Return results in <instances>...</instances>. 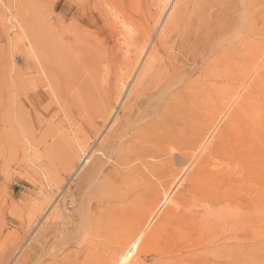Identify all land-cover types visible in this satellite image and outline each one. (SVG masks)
Returning <instances> with one entry per match:
<instances>
[{"label": "rangeland", "instance_id": "rangeland-1", "mask_svg": "<svg viewBox=\"0 0 264 264\" xmlns=\"http://www.w3.org/2000/svg\"><path fill=\"white\" fill-rule=\"evenodd\" d=\"M186 1L0 0V264H100L96 251L112 241H120L117 237L118 241L115 240V234L114 237L110 234L121 228L131 229L137 220L132 201L139 194H130L136 192L142 182L147 186L173 185L184 175L172 199L180 198L181 209L185 211L204 214L210 201L203 195L182 200L184 183L198 158L191 150L195 146H191L192 142L180 130L184 128L188 133L196 129L197 121L209 114L208 111L212 113L214 124L226 114V120L217 123V134H242L244 140H257L256 145L249 146L238 140L226 146L232 157L221 161V169L234 172L237 180L230 193L214 200V215L204 227L196 224L192 226L196 229H191L174 222L160 237L132 246L135 255L133 253L129 264H264V56L259 54H264V33L260 37L262 47L253 46L252 41V44L243 42L232 48L240 49L239 54L244 57L250 59L255 55L261 60L253 68L247 67L249 75L256 69L250 81L244 84L240 78L224 77L223 67L217 65L231 59L220 56L229 47L224 44L223 50L212 53V43L206 47L202 44L203 34L208 33L207 23L212 22V11L222 10L225 14H220L222 19L232 16L233 20L237 17L238 20L242 0L228 1V9H232L229 12L224 0ZM243 1H247L244 3L246 18L258 22L264 32V0ZM177 5L186 11L184 20L168 30L170 33L167 32L161 44L162 27ZM235 33V30L229 31L226 35ZM196 36H199L198 41ZM154 48L159 50L156 52L158 65L164 68L157 66L161 72L156 71L149 81L151 88L164 83L165 79L167 83H174L173 77L165 71L177 59L175 64L199 67L194 79L201 85L185 91L178 88L182 93L173 105L179 107L184 118L175 127L158 130L168 139L173 137L164 144L169 158L173 159L169 162L165 156L137 161L143 169L145 164L146 167L151 165L150 169L146 168L147 172L135 160L121 161L126 174L122 178L126 181H120L115 187L117 178L113 174L118 165L104 155L108 150L104 141L121 115V108L148 53ZM113 54L117 58L114 64L107 59L114 57ZM201 57L205 58L200 61ZM129 63L135 66L128 68ZM155 77H159V81ZM246 84L242 90L241 85ZM118 93H121L120 99L116 100ZM168 93V98H172L175 92L169 90ZM245 95L247 110L241 108L244 110L238 114L239 99ZM160 100L163 98L156 99L155 106L163 103ZM106 111H109L107 115ZM192 114L200 116L196 120L189 117ZM217 134L212 137L216 139ZM130 136L132 134L126 135L125 151L130 149ZM176 146L185 148L181 151L183 154L176 151ZM165 167V173L158 171ZM186 167L190 169L187 171ZM125 168L130 171L129 176ZM257 179L258 187L245 184L247 180ZM208 183L201 179L196 185L206 189ZM216 185L212 179V188ZM113 199L111 205L109 202ZM85 231L92 234L82 243ZM194 239L199 243L192 245ZM114 247L117 246H112V250Z\"/></svg>", "mask_w": 264, "mask_h": 264}, {"label": "bare ground", "instance_id": "bare-ground-1", "mask_svg": "<svg viewBox=\"0 0 264 264\" xmlns=\"http://www.w3.org/2000/svg\"><path fill=\"white\" fill-rule=\"evenodd\" d=\"M188 1H190V0H187L186 2H188ZM224 1H225V4H226V6H225L226 10H227V12H229L232 9H228V7L230 8V6H227V5H229L230 2L228 4H227V2L231 1V0H224ZM178 2H179V4L182 3L180 1H178ZM201 2H203V1H201ZM219 3L222 4L223 2L220 1ZM244 3H245V1L242 0L241 6H239L240 9H239V11L237 10L238 13H239V17H240L238 20H237L238 17L233 20L232 16L229 17V18H226V20L222 19L223 17L222 18L220 17V14L223 15L222 14V10H220L219 12L217 10H216L217 12L216 11L215 12L212 11V17L210 18V19H212L211 20L212 22H208L207 21L208 22L207 23L208 24L207 27H208L209 30H208V33L203 34L204 36H203L202 44H204L205 47H206V45L209 46L212 43V53L215 52V50L216 51L223 50L222 46L226 45L227 47H229L227 50H225L222 53V55L220 54V56H223V57H226V58L231 57V59H227V63L226 64H219V65H217V67H223V69L221 71L223 72L222 75L224 77L231 76V77H236L238 79L240 78L241 82H244V84H245L248 81H250L251 77L254 75V72L256 70V69H254V71H253V69H252L253 73H251L249 75L250 71L247 70V69L248 68H253V66H255V63H258V61L261 62V60H258V58L255 55H253V57L250 58V59H249V57H244L243 55L239 54L240 51H241L240 49L232 50V48H234L237 44H241L243 42H245L244 45L252 44V41H253V46L255 45L257 47H262L261 46L262 43L260 42V37H261V35H263L264 32H263V30L261 28L258 27V22L255 23L253 20H249L248 17L246 18L245 15L247 14V11L244 8V6H245ZM246 3H247V1H246ZM182 4H180V5H182ZM199 4L198 5L196 4V5L199 6V7L201 5V7H202V4H200V5ZM204 4H205V2H204ZM206 4H208L209 7H211L209 2H207ZM215 6H213V7H215ZM94 7H95V5H94ZM216 7H218V4H217ZM222 7H224V6H222ZM174 8H173L174 10L172 9L173 12L168 16V19H167L168 22L166 20L167 24L165 25V27L164 26L162 27L164 29H163V31H161L162 33L160 34V38L158 37L160 39V40L159 39L158 40L160 41L161 44L163 42H165V39H166L165 36L168 33H170V32H168V30L171 29V28H174L175 26H177L181 22V20H184L183 17L185 15L184 13H186V11L184 12V9L182 8V6L178 7V5H177ZM203 8H204V5H203ZM186 9H188V8H186ZM197 9H199V8L197 7ZM209 9H211V8H209ZM222 9H224V8H222ZM196 11L198 13V10H196ZM237 11L235 13H237ZM248 12H249V10H248ZM161 13H163V12H161ZM187 14H188V11H187ZM198 15H200V13H198ZM228 15H227V17H228ZM232 15H234V13ZM263 16L261 18H263ZM188 18H189V16H188ZM194 18H197V16L194 17ZM194 18H191V20L192 19L194 20ZM202 18H203V16H202ZM210 19H208V20H210ZM257 21H260V20H257ZM200 24H202V23L200 22ZM203 24L206 26V23L204 22V20H203ZM188 25H189V23H188ZM192 25H193V23H192ZM211 25H212V27H211ZM202 26H200V27L202 28ZM190 28H191V26H190ZM82 29H79V30H82ZM193 29H194V27H193ZM198 30H196V32H198ZM234 30L236 32L235 35H232V36L226 35L229 31L234 32ZM198 34H199V32L197 33V35ZM188 35H190V34H188ZM187 37L189 38V36H187ZM196 37H197V41H198L199 40V38H198L199 36H196ZM222 38H224V39H222ZM223 40H225V41H223ZM160 43H158V44L160 45ZM189 47H190V45H189ZM156 49L155 50L152 49L153 52H151L152 50L150 49L151 51H150V53H148L149 55H148L145 63L143 64L144 65L143 68L142 69L139 68V69H141V72L139 74V77H138L136 83H134V86H133V88L131 89V91H130V93L128 95L127 102L125 104H123L124 106L121 108V110H122L121 115L119 116V118L117 117L118 119L114 123L115 124L113 126L114 128L111 126L113 129L111 130V132L106 137L107 139L104 141V143L106 145L105 147L106 148L108 147V150L104 153V155L107 156L108 159H110V161L116 162L117 163L116 165H118V168H116L114 170V174H113V176L115 175L116 178H117L116 182H114V185H113L115 187H116L115 184H118L120 181H126V180H124L122 178V177L126 176V174L124 175V171H123L124 167L121 168L122 165H124L122 163L133 162L132 160H135V162H137V161H147L150 158L154 159V158L165 157V156L166 157L168 156L167 157V161H169V162L171 161L172 157L169 158L170 157V154H168L169 151L166 149L164 144L166 142L172 140L173 137L168 139L166 136L160 135L158 133V130L161 129V128H167V127L169 128V127H172V126L175 127L177 125V123L182 121V118H184L182 115H180L179 107H175L173 105L175 99H177L180 96V92L182 93L181 89L179 90L178 88H182V90L185 91V90L190 89V88H197L198 86L201 85L199 83L196 84V81L194 79L196 72L199 70V67H195L197 65V63L194 66L195 68H192V67L188 68V67H184L185 63L183 65H181L180 62L175 64V62L178 60L177 59V60H175L174 65H171L172 67H170L166 71L164 70L166 75H170V76L173 77L171 80L174 81V83L172 84V82H170V81L167 83L166 79H165V76L163 74V79H165L164 81L166 83L165 82L164 83H158L153 88H151L150 85H148L149 81L151 82V79H152V77H154V74L156 75V73H155L156 71H158V73L161 72V70L159 71V68H157V66L160 67V65H158V60H157V57H158L157 53H159L158 52L159 50L157 51ZM183 51H185V50L183 49ZM201 52H204V51L202 50ZM258 52H260V51L258 50ZM106 53H107V51H106ZM109 53H108V55H109ZM182 54L183 53H181V56H182ZM186 54H188V53H186ZM250 54H252V53H250ZM259 54L264 56V54L261 53V52ZM113 56H114V54H113ZM176 56H178V55H176ZM189 56H192V55H190V53H189ZM204 58L201 57L200 61L203 60ZM43 59L45 60V58H43ZM107 59H108V61L110 60L113 64L115 63V61H117L116 60L117 58H115V56L112 57V58H107ZM125 60H127V59H125ZM182 60H183V58H182ZM191 61H192V59H191ZM183 62H184V60H183ZM124 63L126 64L127 62H124ZM130 65L132 66V63H129L128 68H129ZM134 66H135V64H134ZM134 66H132V67H134ZM160 68H162V66ZM163 68H164V66H163ZM216 72H218V71H216ZM210 73H212V71ZM161 75H162V73H161ZM218 77H220V76L218 75ZM157 78H158V81H159V77H155L156 81H157ZM253 83L256 84V82H253ZM257 84H258V82H257ZM117 85H118V83H117ZM258 85H260V84H258ZM241 86H244V87L241 88L243 90L245 88V86H247V84L246 85H241ZM260 86H262V85H260ZM241 89H240V91H241ZM118 90L121 91V88L118 89ZM169 90L170 91L174 90V92H175L173 97L170 96L172 98H168V96H169L168 94H170V93H168ZM120 94L118 93L117 96H115L116 100L120 99ZM159 97H160V99L163 98V101L160 100L163 103H161V104L159 103L158 106L156 104V106H155L156 99L159 98ZM246 98H247V96L245 95L243 98L239 99V104H240L241 107H240V109L239 108L237 109V113L238 114H240L241 111L244 110V109H241V108H245V107L248 106V101H246ZM207 102H208V100H207ZM191 106H192V104H191ZM204 106H205V104H204ZM245 110H247V109L245 108ZM109 111H110V109H109ZM109 111H106V115L108 114ZM190 111H191V109H190ZM198 111H199V108H198ZM206 111H207V109H206ZM208 113L209 114H205V116L203 115V113H201L202 116H204V117L197 121V125L195 126L196 129L191 130L188 133L184 130V128L182 130H180V131H182V133H185L186 136L188 137V140H190V142H192L191 146H195V147L197 146L196 149H195V147H193L191 150L193 152H195V157L198 158L197 161L194 162V159H195L194 158L192 160V162H191V163L194 162L192 164V165H194V167H193V170L187 176L186 183H184L185 186H183V190H182V192H184V197H183V199L182 198L181 199L185 201V199L189 200L187 197H190V196L195 197L197 195H203L204 197H206L208 199V201H210V203L208 204L207 208L205 209V213L201 214L199 212L193 213V211H189V210L185 211V210L181 209V202H179V200H178L180 198H176L175 197L174 199H172V195H173V193L175 191H177L178 187L181 184V181H182V178H183L184 175L179 177L175 181V183L173 185L166 184V185H161L159 187L156 186V185H153V186L152 185L151 186L148 185L147 186V185L144 184V182H142L143 180L140 179L141 182H142L141 183L142 185L140 184L139 189L136 192H132V194H130V195L139 194L138 197L134 196L135 199L133 198L134 201H132V203L134 205L133 208L136 210L135 213H136V219L137 220L136 221L134 220L135 223H134V225L132 226L131 229L122 230V228H121V230L117 229L118 231L112 232L113 235H112V233L110 234L111 237L112 236L114 237V234H115V240L120 238L119 239L120 241L117 240L118 242H116V241L113 242L110 239L112 241L110 243V245L105 246V247H101L100 249H98V251H96L97 252L96 254L99 255L98 257L101 260L100 264H129V260L132 259L131 256L134 253L132 251V249H131L132 246H136V244H139V243H143V244L148 243L152 238L154 239L155 236L156 237H158V236L160 237V235H162V231H164V230L166 231L168 228L172 227L174 222L177 223L178 225H180V227L188 226V228L191 227V229L195 228L196 226L195 227H192V226H194L196 224L202 225L204 227L208 223V219L212 218V216L214 215L215 205H216V204H213L214 200L217 199L218 197H220V195L224 197L225 195H227L228 193L231 192V187H232L234 181L237 180L236 176H235V174H232L234 172L231 173V172H227V171H224V170L221 169V166H222L221 165V161L228 160V159H230L232 157L231 154H230L231 151L226 149V146L229 145V144L237 143L238 140H240L242 144H244L246 142V143H249V146H255L257 140H252V141L251 140H244L243 139L244 137L242 136V134H238V135L237 134L236 135H232L231 134L230 135V134L224 133V132H222V133L219 132L217 134L218 130L215 132V130H216L217 126H218L217 123L220 120H223V119L226 120V114H223L217 121L215 120V124H214L212 122V113H211V111H208ZM220 114H222V113H220ZM200 115H197V114L193 115L192 114V115H189V117L196 118V120H197V116H200ZM233 116H234V114H233ZM106 119H107V117H106ZM191 120H193V119H191ZM231 121H233V120H231ZM142 124H144V125L141 126ZM214 132L217 134L216 135L217 137L215 136L216 139H214L212 137L215 134ZM128 134H130V135L132 134V136L129 137V138H131V140H129L131 142V145H129L130 149L125 151V148H126L125 144L128 142V141L126 142V140H127L126 139V135H128ZM127 138H128V136H127ZM123 147H125L124 150H123ZM183 149H185V148L177 147L176 151L179 152L180 154H183V153H181V151ZM100 153H102V151ZM185 153H187V152L185 151ZM171 156H172V154H171ZM193 156H194V154H193ZM86 160H87V158H86ZM95 160L99 161V159H97V158ZM110 161L108 160V162H110ZM121 161H122V163H120ZM155 163H154V165H155ZM134 164L135 163H133V165ZM137 164L140 165V162H137ZM173 165L174 164H172V166ZM192 165H190V166H192ZM140 166L142 168V165H140ZM148 166H149L148 169H150L151 165H148ZM158 166H159V164H158ZM101 167L102 166H100V168ZM147 167H146V164H145V167H144L145 170L143 168L142 169L144 171H146ZM159 168H160V166H159ZM99 169H96V170H98V172H100L101 170L99 171ZM125 169L128 170V168H125ZM186 170H187V167H186ZM158 171L163 174L166 171V167L163 168L162 170H158ZM151 173H149V174H151ZM170 173H171V171H170ZM102 174H103V172H102ZM129 174H130V171L128 172V176H129ZM149 174L147 173V175H149ZM137 178H138V176H137ZM201 179L202 180L203 179L204 180H208V182H209L208 184H210L209 187L204 189V188H201V187L197 186L196 185L197 182L199 184V181ZM212 179L217 182L216 187H213V188H212ZM259 179L255 180V181H251V182H249L247 180L245 184L249 185V186H252V187H258L257 185L259 184V182H258ZM91 185H93V183ZM243 185H244V181H243ZM245 190L246 189H244L243 192H245ZM248 190L249 189H247V191ZM182 192H178V194H181ZM232 193H234V192H232ZM118 194H120V193H115V195H118ZM231 195L233 196V194H231ZM124 197H126V196H124ZM102 200H104V199H102ZM109 200H111V199H109ZM126 200H129V199H126ZM113 201H114V199L111 202H109V203L112 205ZM122 202H123L122 203V205H123L124 201H122ZM103 205H104V202L101 204V207ZM118 205L119 204L117 203V206ZM105 211L108 212L110 210L106 209ZM105 211H102V213L104 214ZM157 216L159 218L156 221ZM102 223H103V221H102ZM132 223H133V221H132ZM152 225H154V226H152ZM175 232H176V230H175ZM80 234H81V232H80ZM91 234L92 233L90 231L89 232L85 231V235L83 236V240H82L83 242L82 243L87 242L88 238H89V236ZM253 236L255 237V235H253ZM103 237H102V239H103ZM116 237H117V239H116ZM106 238H105V240H106ZM95 240H97V239H95ZM101 241H104V240H101ZM108 242H109V240H108ZM108 242H106V243H108ZM191 243H192V245H194V244H197L199 242H198V240L194 239V240H192ZM111 244H114V245H111ZM112 246H117V247H114L115 249L112 250ZM139 246H140V244H139ZM142 246H144V245H142ZM94 247H95V245H94ZM95 248H97V247H95ZM89 249H91V247ZM119 249H121V250H119ZM198 254H200V253H198ZM134 255H135V253H134ZM201 255H203V252L201 253ZM204 255H203V258H205ZM121 256H122V258H120ZM22 262H23V260H22ZM131 262H132V260H131Z\"/></svg>", "mask_w": 264, "mask_h": 264}]
</instances>
